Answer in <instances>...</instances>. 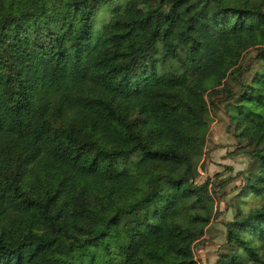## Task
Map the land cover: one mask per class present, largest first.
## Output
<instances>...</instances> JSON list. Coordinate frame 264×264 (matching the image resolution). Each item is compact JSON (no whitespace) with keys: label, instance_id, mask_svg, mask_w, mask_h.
Returning <instances> with one entry per match:
<instances>
[{"label":"trees","instance_id":"trees-1","mask_svg":"<svg viewBox=\"0 0 264 264\" xmlns=\"http://www.w3.org/2000/svg\"><path fill=\"white\" fill-rule=\"evenodd\" d=\"M232 193L205 264H264V0H0V264H202Z\"/></svg>","mask_w":264,"mask_h":264},{"label":"rangeland","instance_id":"rangeland-1","mask_svg":"<svg viewBox=\"0 0 264 264\" xmlns=\"http://www.w3.org/2000/svg\"><path fill=\"white\" fill-rule=\"evenodd\" d=\"M104 19L98 16L94 21V36L99 34ZM223 106V104H222ZM221 106V107H222ZM226 122H222L214 114L210 117V127L207 137V144L205 150V160L199 170V176L196 181L197 184L208 179H213L215 175H221L220 179L234 180L236 186H239L241 181V174L249 171L255 165V160H251L247 156V150L240 148L237 141L232 135L226 133ZM243 175V174H242ZM235 193L226 197L224 202V213L216 218L211 226L207 229L204 237V247L197 251V259L200 263L206 262L209 255H214V251L224 242L225 239V223L231 221L234 214L233 199ZM217 201V197H216ZM247 204H244L242 209L246 210L250 207L257 206L264 202L262 197H248ZM233 204V205H232Z\"/></svg>","mask_w":264,"mask_h":264}]
</instances>
